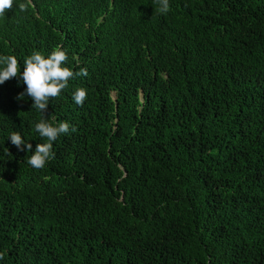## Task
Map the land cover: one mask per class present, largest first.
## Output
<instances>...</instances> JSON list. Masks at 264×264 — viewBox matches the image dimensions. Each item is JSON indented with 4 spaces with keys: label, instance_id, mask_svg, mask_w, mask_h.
<instances>
[{
    "label": "trees",
    "instance_id": "trees-1",
    "mask_svg": "<svg viewBox=\"0 0 264 264\" xmlns=\"http://www.w3.org/2000/svg\"><path fill=\"white\" fill-rule=\"evenodd\" d=\"M22 2L0 55L88 75L50 101L76 131L40 170L8 138L34 152L41 114L0 85V264H264V0Z\"/></svg>",
    "mask_w": 264,
    "mask_h": 264
},
{
    "label": "clouds",
    "instance_id": "clouds-1",
    "mask_svg": "<svg viewBox=\"0 0 264 264\" xmlns=\"http://www.w3.org/2000/svg\"><path fill=\"white\" fill-rule=\"evenodd\" d=\"M155 14L166 15L170 11L169 0H154ZM15 5V0H0V16L6 15ZM32 6V0H26L18 5L20 11H27ZM68 55L61 47L55 48L50 54L45 55L41 51L34 50L25 57L23 67L15 55H0V85L13 78H19L26 88L17 99L23 100L25 96L34 102L32 108L41 114L39 122L35 123L34 131L45 141L38 143L33 152V145L25 142L19 132H12L8 139L19 150L31 152L27 159V164L40 170L46 166L48 161L54 158V142L69 131H76L67 121L55 123V117H46L49 103L53 99H58L62 92L68 87L69 81L78 76H87V68H80L74 72L66 66ZM21 68L23 69L21 71ZM75 104L83 106L88 98L86 88L78 87L72 94ZM4 258V253L0 252V259Z\"/></svg>",
    "mask_w": 264,
    "mask_h": 264
}]
</instances>
